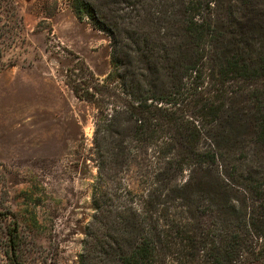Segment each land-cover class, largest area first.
<instances>
[{
	"label": "trees",
	"instance_id": "trees-1",
	"mask_svg": "<svg viewBox=\"0 0 264 264\" xmlns=\"http://www.w3.org/2000/svg\"><path fill=\"white\" fill-rule=\"evenodd\" d=\"M110 69L68 70L94 109L78 264H264V0H69ZM29 232L0 208L5 264Z\"/></svg>",
	"mask_w": 264,
	"mask_h": 264
},
{
	"label": "rangeland",
	"instance_id": "rangeland-1",
	"mask_svg": "<svg viewBox=\"0 0 264 264\" xmlns=\"http://www.w3.org/2000/svg\"><path fill=\"white\" fill-rule=\"evenodd\" d=\"M79 63L102 78L109 37L69 0H0V208L29 232V264H78L92 214L94 109L67 79Z\"/></svg>",
	"mask_w": 264,
	"mask_h": 264
}]
</instances>
